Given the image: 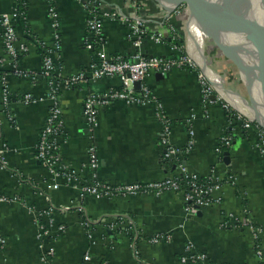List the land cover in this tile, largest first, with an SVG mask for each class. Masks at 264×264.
Wrapping results in <instances>:
<instances>
[{"label":"crops","instance_id":"0c3cea01","mask_svg":"<svg viewBox=\"0 0 264 264\" xmlns=\"http://www.w3.org/2000/svg\"><path fill=\"white\" fill-rule=\"evenodd\" d=\"M90 1L55 0L60 22L57 52L60 81L80 71L90 73L91 64L98 58L100 44L88 27V19L94 11L92 6L86 5ZM135 1L142 3L140 9ZM48 4V0H26L25 18L16 23L18 40L27 45V50L19 57V67L29 75H16L10 63L0 61V98L4 71L9 73L11 90L10 105L7 111L0 113L2 137L8 145L3 153L8 167L0 165V194L18 195L23 200L0 202V234L7 240L5 244L0 243V264H178L187 241L206 252L211 264H259L250 230L240 224L237 226V221L233 223L234 218L229 216L233 214L242 220L247 208L255 224L262 228L264 240V153L258 147L256 130L245 128L243 120L216 99L215 94L212 100L204 99L195 69L175 68L165 74L152 72L138 88L135 86L138 92L142 85L147 86L163 105L164 115L171 124L169 142L179 150L178 159L171 165L164 159V124L156 114L155 103L144 105L120 99L97 103L98 126L89 124L83 113L86 97L106 96L122 90L119 76L95 80L89 77L71 88L61 89L65 121L60 139L61 159L70 168L81 170L84 179L91 180L93 170L86 163L89 147L95 146L100 163L96 172L98 179L112 185L161 180L176 172L181 162L203 177L215 174L224 179L219 202L186 213L181 192L109 198L89 195L82 199L84 209L79 212L71 205L78 190L63 179H59L60 187L49 191V195L39 190V187L46 188L50 180L48 171L35 155L51 103L47 97L48 82L41 74L42 43L54 41ZM14 6L15 0H0V13H9ZM116 8L131 17L138 15L149 32L163 33L161 42L144 38L141 51L145 56H174L173 47L188 44L194 33L188 15L177 14L168 20L171 5L166 1L101 0L96 11L103 20L104 46L109 57H131L136 51L129 25L108 16ZM210 40L216 51L212 67L224 84L250 104H261L252 79L239 70L213 39ZM5 56L0 26V60ZM222 63L230 65L224 70L228 81L219 72ZM27 91L42 99L24 104L20 98ZM191 128L195 132V143L186 151ZM225 134L233 139L231 147L224 150L229 152V164L224 158L220 160L215 151L220 136ZM51 204L58 207L53 212V220L42 217L41 221L48 226L46 241L55 247L56 254L51 263H45L41 260L37 239L38 218L30 207L43 210ZM119 215L133 220L142 236L138 241L140 260L131 247L130 235L108 231L107 223ZM85 216L92 222L94 243L83 223ZM158 233H170L172 240L158 243L147 240ZM87 253L91 254V260L85 259Z\"/></svg>","mask_w":264,"mask_h":264},{"label":"built area","instance_id":"2783aa9c","mask_svg":"<svg viewBox=\"0 0 264 264\" xmlns=\"http://www.w3.org/2000/svg\"><path fill=\"white\" fill-rule=\"evenodd\" d=\"M21 0H15V6L9 13H0V26L2 29V37L6 56L0 61L3 63H10L12 71L16 75H29L23 72L19 67V57L27 50V45L18 40L16 23L20 19L25 18V11L21 10L18 6ZM48 13L51 18V27L53 30L54 41L51 44L42 43L43 51V67L41 74L46 78L48 82V94L47 97L50 100V107L45 124L40 132L38 142L36 145L35 155L41 164L46 168L50 175V180L46 188L39 187L40 191L49 195V191L58 189L60 187L59 179H63L66 184L75 187L78 190L77 197L72 201L71 205L77 207L79 212H83V198L89 195H93L97 198L111 197L115 195L126 196L145 193L161 194L164 191L181 192L184 208L186 213L196 212L202 210L215 202H219V192H221L224 185V179L220 175L212 174L210 176L203 177L199 173L190 171L184 163L179 162L177 164L176 172L169 174L165 178L148 183H128L112 185L110 183L101 181L98 179L97 169L100 165L97 157L95 146L89 147V160L86 166L91 167L93 170L91 180L84 179L81 170L70 168L62 163L60 153V139L65 131V121L63 118V109L61 106V89L71 88L76 83L88 79H99L107 76H119L123 89L119 91H113L106 96H93L86 97L84 102L83 113L86 116L89 124L92 127L98 126L97 117V103L107 104L111 100L120 99L128 103L137 104H151L155 103L157 107L156 114L162 119L164 124V137L162 139L165 145L164 159L171 165L178 159L179 150L173 148L170 144L168 136L170 135L171 124L164 115L163 105L154 96L151 90L142 85L140 92L135 88V83L142 82L152 72L167 73L175 68H191L197 70L199 82L202 85L203 97L205 100H212V96H216V99L223 101L224 106L238 115L243 120L245 128L256 130L258 137V147L261 152L264 153V126L252 120L243 111L239 110L236 106L230 104L224 99L221 94L215 89L211 79L210 72L213 73L214 68L207 61L206 44L201 46L198 44V49L193 52V38L189 39L188 44L182 46L175 45L174 56H145L141 51V45L144 38L150 37L156 42L163 40L162 32H149L145 27L143 20L137 15L131 17L126 15L121 9L116 8L108 16L113 19H118L123 23L129 25L131 29L133 43L136 47V51L131 57H124L121 55L109 57L104 46V31L103 20L101 14L98 13L101 0H91L90 3H86L87 6H92V16L88 19V27L96 36V42L100 44L97 51V60L91 64L90 73L87 71H80L66 79L59 80L57 74V52L59 50V11L55 5V0H48ZM24 7L26 6V0L22 2ZM135 6L140 9L142 3L135 1ZM177 14L189 15L186 4H181L176 7L173 12L167 17ZM171 30H175L173 25L170 26ZM193 36L196 37L198 28L192 25ZM206 37L205 33H202ZM218 73L217 71H215ZM8 71H4L1 78L2 96L0 98V113L7 111L6 108L10 105L11 90L8 83ZM225 85V84H224ZM42 98H37L32 92H24L20 100L24 104L35 103ZM10 119L12 116L7 114ZM2 132V119L0 118V165L2 168H7L8 164L4 160L3 153L8 149V145L3 141ZM191 139L188 142L186 151H189L194 143L195 132L193 128L190 129ZM233 142L232 136L225 134L220 136V140L215 147V151L220 155V160L224 158L225 148L231 147ZM18 176V175H17ZM230 181H234L232 176L229 177ZM23 202L22 198L18 195L0 194V202ZM31 210L37 216V239L41 250V260L45 263H51L53 257L56 254L55 247L48 245L46 238L49 233L48 226L44 224L42 217L49 218L51 222L53 220V212L57 210L54 204H51L46 209L36 210L34 207H30ZM244 217L242 220H238L235 215L231 214L229 217L233 219V223L236 222L244 228L250 230L254 242V251L259 264H264V240L262 239V228L257 226L250 217L248 209L244 210ZM83 223L87 228V234L92 243L96 241L92 228V222L85 216ZM231 225L230 222H227ZM62 228V227H61ZM108 231L125 232L131 237V247L135 253V256L140 260V250L138 248V237L141 236L138 228L135 226L133 220H129L128 217L119 215L114 217L107 223ZM107 236V235H106ZM152 243L158 242H170L172 236L170 233H158L147 238ZM6 238L0 234V243L5 244ZM114 243V241H111ZM86 260H91V254L85 255ZM146 264V263H144ZM178 264H211L208 260L206 252L198 250L192 241H187L185 245V251L179 256Z\"/></svg>","mask_w":264,"mask_h":264},{"label":"water","instance_id":"95a60500","mask_svg":"<svg viewBox=\"0 0 264 264\" xmlns=\"http://www.w3.org/2000/svg\"><path fill=\"white\" fill-rule=\"evenodd\" d=\"M171 5L168 14L181 4H186L192 25L213 39L222 52L249 79L254 81L264 102V15L253 12L255 0H160ZM258 9L264 12V0H256ZM234 35L237 45L227 44L223 36ZM193 52L198 49L199 40L191 35ZM139 82L135 83L136 88ZM243 111L252 120L264 126L262 113L249 102L243 104ZM229 152H224V161L230 163Z\"/></svg>","mask_w":264,"mask_h":264},{"label":"bare ground","instance_id":"6f19581e","mask_svg":"<svg viewBox=\"0 0 264 264\" xmlns=\"http://www.w3.org/2000/svg\"><path fill=\"white\" fill-rule=\"evenodd\" d=\"M254 4L256 5L255 8H253V12L255 14H258V15H264V12L263 11H260L258 9V3L257 1L255 0L254 1ZM201 32L203 33V31L201 30ZM196 34V38H198L199 42L201 43V46H205L206 42H205V37L203 34ZM223 39L224 41L227 43V44H233V45H237V38L236 36L234 35H224L223 36ZM215 70V69H214ZM216 71V70H215ZM215 71H213V73L210 72V79L215 87V89L221 94V96L226 99L230 104L236 106L237 108H241L243 110H245V108H243L242 106H244L243 104H245V102H247L245 100V98L243 96H241L237 91H235L234 89L224 85V81L220 78V74L219 73H216ZM252 83L253 85L255 86L254 84V81L252 80ZM256 90H257V97L259 99H261V104L257 103V104H252L254 107H256L263 115V118H264V102L262 100V97H261V94H260V91L259 89L255 86ZM244 98V99H243ZM249 102V101H248Z\"/></svg>","mask_w":264,"mask_h":264},{"label":"rangeland","instance_id":"374dc122","mask_svg":"<svg viewBox=\"0 0 264 264\" xmlns=\"http://www.w3.org/2000/svg\"><path fill=\"white\" fill-rule=\"evenodd\" d=\"M206 38V55H207V61L209 64H212V66H215V61H216V56L215 53L216 51H214L215 49L213 48L214 44H212L211 40L209 37H205ZM224 67V70L226 67H229L230 65L227 63H222L221 67ZM220 72V71H219ZM221 73V72H220ZM222 74V73H221ZM223 75V74H222ZM224 76V75H223ZM236 77V76H233Z\"/></svg>","mask_w":264,"mask_h":264},{"label":"trees","instance_id":"16d2710c","mask_svg":"<svg viewBox=\"0 0 264 264\" xmlns=\"http://www.w3.org/2000/svg\"><path fill=\"white\" fill-rule=\"evenodd\" d=\"M22 2H24V0H21L20 3L18 4V6H19V8H20L21 10L26 11V7H24V5H22ZM218 69H219V71L224 75V73H225V71H224V67H223V66H222V67L219 66ZM224 78H225L226 81H228L225 75H224ZM238 82H240V81H238ZM233 85L236 86V85H237V81H235V82L233 83ZM140 238H142V236H139V237H138V241L140 240Z\"/></svg>","mask_w":264,"mask_h":264}]
</instances>
